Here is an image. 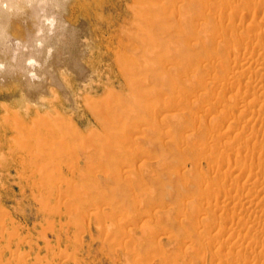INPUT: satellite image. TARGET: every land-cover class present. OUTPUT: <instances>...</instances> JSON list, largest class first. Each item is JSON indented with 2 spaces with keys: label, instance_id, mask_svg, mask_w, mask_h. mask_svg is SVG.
<instances>
[{
  "label": "rangeland",
  "instance_id": "1",
  "mask_svg": "<svg viewBox=\"0 0 264 264\" xmlns=\"http://www.w3.org/2000/svg\"><path fill=\"white\" fill-rule=\"evenodd\" d=\"M66 2L0 81V264H264V0Z\"/></svg>",
  "mask_w": 264,
  "mask_h": 264
},
{
  "label": "bare ground",
  "instance_id": "2",
  "mask_svg": "<svg viewBox=\"0 0 264 264\" xmlns=\"http://www.w3.org/2000/svg\"><path fill=\"white\" fill-rule=\"evenodd\" d=\"M66 3V0H0V81H8V79H14L15 75H21L23 79L22 83L24 81V86L26 87V90L28 92L35 88H42L45 80L47 79L46 76L50 75V72L53 73L54 71H56L55 64L57 63H54L53 60H55L56 54L60 51L58 42L62 41L63 39H61L60 35H63L64 37L62 30L65 27H62L63 21L61 20L60 16L66 9ZM27 6H30V8L28 11H25V8H27ZM68 21L69 20H67V22ZM261 22H259L260 24L258 25H264V20H262ZM32 27L35 28V30H32ZM68 34L67 36H69ZM59 36L60 39H58ZM54 38L58 39L56 41L58 44L53 43ZM64 39H67L66 36ZM243 43H241V45H243ZM62 44L64 45V43ZM244 46L246 48H251L253 51H260L263 49L262 45H260L259 43H254L250 40H245ZM260 54H262L260 55V58H264L263 52ZM247 56H242L243 62H247L250 60V58H248ZM236 72H238V74L235 75V72L232 73L233 75L230 77V80H237V76L242 74L244 75L242 70H238ZM261 72L262 68L257 70L255 69L253 74H250L251 72H248L247 76L253 79L252 77H255L256 74H260ZM258 88H260V86H258ZM249 90L246 91L248 92ZM247 92L244 93L248 94L250 91L248 93ZM234 100L237 99L234 98ZM253 112H251V116H253V114L255 115V113ZM211 138L214 139L215 142L218 140L213 135L211 136ZM229 174H231V171L229 172ZM226 175H228V173L225 172V177ZM243 198L244 197L242 195V191L240 193H237L236 195L224 194V196H222V200L220 198L221 202H219L221 204L219 203L220 206L218 207L227 209L229 207V204L231 205L233 203L232 205H234V207L232 206V211H234L233 209L236 208L237 204L239 205L244 202ZM257 207L258 205L256 206V208ZM232 230H234V228L231 229V232ZM234 231L236 232L238 230L235 229Z\"/></svg>",
  "mask_w": 264,
  "mask_h": 264
}]
</instances>
